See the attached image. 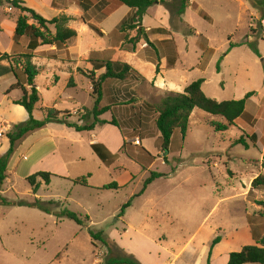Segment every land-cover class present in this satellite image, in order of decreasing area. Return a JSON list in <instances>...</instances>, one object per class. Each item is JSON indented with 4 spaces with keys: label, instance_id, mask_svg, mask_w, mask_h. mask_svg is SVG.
Returning <instances> with one entry per match:
<instances>
[{
    "label": "rangeland",
    "instance_id": "rangeland-1",
    "mask_svg": "<svg viewBox=\"0 0 264 264\" xmlns=\"http://www.w3.org/2000/svg\"><path fill=\"white\" fill-rule=\"evenodd\" d=\"M193 2L195 6L188 9L187 4L185 11L179 13L181 0H161L164 7L151 6L144 16L145 26L169 28L173 33L180 60L176 68L166 71L165 75L180 85L206 78L203 91L218 101L241 99L254 91L246 108L252 119L248 120L246 127L232 125L220 132L215 130L213 123L224 122V119L197 108L189 121L186 135L183 136L177 129L168 149L164 150L161 135L157 134L156 116L151 114L148 123L141 117L147 114V106L159 104L168 93L154 90L150 77L157 73L155 68L139 64L142 76L150 80L134 75L125 80L127 87H122L123 81L120 80L106 81L99 107L107 105L108 96L115 94V102H111L114 112L107 113L106 117L114 115L129 140L128 148L137 146L135 149H139L142 143L133 142L140 136L146 138L145 145L157 156L156 161L149 170H144L121 151L115 158L116 165L108 166L92 149L88 130L77 131L63 123L52 122L49 127H46L47 124L27 135L16 146L9 160L8 178L0 190L8 201L15 203H0V264H104L108 257L133 255L128 249L137 253L150 251L153 261L159 264H168L173 259H176L175 264H194L199 258L200 264H207L212 242L218 236L221 241L213 248L212 260L214 264H228L231 252L245 245H256L264 236V209L255 203V200H264V189L247 196L250 179L264 173V163L262 167L259 163L264 152L248 136L249 130L255 129L258 124V118L252 111L262 107L263 120L258 128H264V58L246 43L259 42L264 52V39L251 41L245 38L247 33L253 35L252 29L264 33L258 22L264 9L260 13L249 0ZM5 4L7 7L3 12ZM3 5H0L3 15L10 16L16 12L19 16V10L7 4V0H3ZM123 6L124 9L103 20L102 27L107 32H114L117 20L129 9ZM165 7L171 11L172 18L162 14ZM3 15L0 13V21L6 19ZM251 23L253 27H250ZM50 28L54 32L52 25ZM86 28L78 45L67 44L69 54L60 53L67 62L64 66L62 61L57 62L60 65L53 63L47 67L45 60L35 61L39 66V63L42 64L36 78L41 101L34 111L35 118L43 119L44 109L55 107L63 112L77 109L75 114L67 117L70 122L80 125L94 122V116L90 114L95 107V98L89 89L92 84L83 73L90 72L87 69L89 59L88 55L77 53L86 51L90 46L98 49L101 43H116L114 38L119 33L102 37L88 26ZM10 30L6 27L0 31L1 51H11ZM122 32H127L122 48L137 50L151 47L142 35L139 36L142 40L136 42L137 30ZM229 37L237 42L245 40L242 44L236 43L237 46H245L237 49L224 63L223 71L219 72L217 62L219 56L223 59L225 50L230 48ZM257 47L259 51L258 44ZM210 48L220 50L215 52V60L212 58L209 62L212 55ZM114 54L109 50L100 56L108 59ZM125 57L128 54L119 53L117 59L125 61ZM24 62L25 58L17 52H12L10 60L0 61V130L5 131L6 125L28 119L23 120L24 114L15 112L4 95L18 78L22 82L25 80L21 70ZM103 70H98L97 76ZM71 78L76 83L72 87L69 86ZM134 80V84L137 83L135 87ZM111 84L114 86L111 87ZM104 128L110 131L112 126ZM108 131L105 134L111 136ZM241 136L249 147L235 143ZM0 145L3 146L0 153L6 149L5 154L10 148L7 149L6 137ZM53 149H56L53 154L45 155ZM116 166L126 172L119 174ZM38 171L56 175L51 177L49 184L38 178L41 185L34 193L27 178ZM151 172L163 176L148 185L141 197H133L143 189L144 181ZM127 174L135 177L130 185L119 189H100L117 178L125 180ZM88 175V186L74 182L76 178ZM37 199L60 204L51 207L52 213L20 204ZM129 200L131 205L120 216L123 205ZM65 209L89 219L85 225H80L72 219L59 217L58 213ZM90 231L102 232L104 241L94 239ZM188 241L187 248L180 252ZM154 242L158 246L162 244V249Z\"/></svg>",
    "mask_w": 264,
    "mask_h": 264
},
{
    "label": "trees",
    "instance_id": "trees-1",
    "mask_svg": "<svg viewBox=\"0 0 264 264\" xmlns=\"http://www.w3.org/2000/svg\"><path fill=\"white\" fill-rule=\"evenodd\" d=\"M161 0H106V7L102 10L103 15L107 16L117 10L119 7L125 5L129 8L135 9L136 13L134 18L129 22H124L120 29L122 31L127 30H137V35H142L148 44H152L148 39V35L142 27V20L147 13V10L158 3ZM182 6L179 10V13H183L187 7L189 0H181ZM251 5L261 13V9H264V0H249ZM22 0H7V3H10L14 8L19 10L20 14L17 18L14 42L18 44L22 37L29 38L28 48L30 52L22 54L25 58V62L22 66V72L25 75V80L22 82L18 78V81L10 86L7 90V94L15 89H20L22 91V97L13 101L14 104L23 106L29 113V118L21 123L14 124L12 129L8 132L7 136L10 141V148L8 151L0 155V190L4 185L5 181L8 178V164L11 156L13 155L16 146L24 139L27 135L32 132L45 127L47 124L52 122L63 123L68 127L75 128L77 131L83 130H93L95 126L100 123H108L121 128L118 122L113 118L110 121L101 120L100 116L104 113L110 111L112 106L109 104L107 106L99 107V104L104 96V83L108 80H120L125 81L131 78L134 75H137V70L129 63L122 62L119 59L109 58L101 59L96 54L91 55L89 62L93 65V69L90 72H83L87 76L92 84V95L95 98V107L90 111V114L94 116L93 123H87L80 125L78 123L70 122L67 117L72 116L70 111L63 112L56 109L55 107L43 108L45 110V116L43 119H37L34 117V111L41 101L40 91L36 85V78L39 75V68L33 62V51L38 47L43 45L56 46L58 49H63L67 47L68 42L75 38L78 34L75 29H72L68 26L69 21L72 19L67 15H60L54 17L51 20L46 19L44 16L36 12L34 9L22 5ZM3 4V0H0V5ZM264 18V13H261V19ZM84 22H87V18L83 16ZM54 27V32L51 30L50 26ZM91 29H93L100 36L103 35L101 30L93 24H90ZM254 32V29H252ZM168 30L165 28L159 27L151 29L150 33H167ZM136 40V39H135ZM248 45L257 53L258 47L256 42L246 41ZM237 46L235 43L230 44V48ZM229 48V50H230ZM12 54L7 52L0 53V61L10 60ZM177 57L168 58V65L173 66L176 62ZM222 57L217 62V70L220 71V64ZM105 68V72L96 75V71ZM15 70H13L14 72ZM69 86H75L73 79H70ZM203 78H199L190 84H188L183 92H168L166 96L161 100L159 104H151L147 106L144 116H141L145 119L146 123L151 121V114H157L156 126L160 132L161 138L163 140V149L167 150L174 132L177 129H180L183 136L186 135L189 121L191 115L195 108L201 109L209 114L217 115L223 117L227 122L213 123V127L216 131H226L232 125H241L246 127L248 120L252 119V116L246 112V102L247 99L254 95V91L248 92L243 98L235 100H224L218 101L209 97L203 91ZM248 136L255 143V146L263 150L264 139L260 143L256 141V138L259 136L257 132H254V129L249 130ZM235 143H243L246 147H249V144L245 141L244 136H241L235 141ZM131 145V144H130ZM92 149L99 156V158L110 164L113 161V154L102 144V143H93ZM128 148L127 141L125 140L122 151L132 159H134L144 170H148L149 167L156 160V156L152 155L146 148L140 146L139 149L137 146ZM56 174H53L48 171H38L30 175L27 180L32 186L34 193L40 188L41 183L38 182V178L43 179L46 184H49L51 177ZM163 174L158 172H151L150 176L144 181L143 189L136 194L141 195L148 185H150L157 178L162 177ZM88 176L79 177L74 180L76 184L83 186H88ZM119 185L116 181H113L107 185H104L100 189H119ZM254 189H264V173H260L255 177L251 182V192ZM249 193V194H250ZM0 203L3 204H15L14 202L8 201L0 191ZM255 203L264 209V200H255ZM20 204L28 205L31 207L38 208L46 213H52V206H59L60 202L49 201L44 202L41 200H36L32 203L20 202ZM131 205V200L126 202L123 207L120 216L123 214L124 209ZM59 217H66L74 220L80 225H85L88 216L83 218L82 214H78L71 210L65 209L61 210L58 213ZM91 236L94 239L104 241L102 237V232L94 233L90 231ZM221 241L220 236L216 237L211 245L207 264H211L212 250L214 246ZM261 245H245L240 250L231 252L229 254L228 264H247V263H258L264 264V236L261 237L259 242ZM104 264H142L137 258L133 255H122L119 257H108L106 258Z\"/></svg>",
    "mask_w": 264,
    "mask_h": 264
},
{
    "label": "crops",
    "instance_id": "crops-1",
    "mask_svg": "<svg viewBox=\"0 0 264 264\" xmlns=\"http://www.w3.org/2000/svg\"><path fill=\"white\" fill-rule=\"evenodd\" d=\"M22 1H23L22 2L23 6H26V7H29L31 9H34L36 12H38L39 14H41L42 16H44L48 20H51L54 17L60 16V15H64V14L69 16V17H71L72 19L69 21L68 26L70 28H72V29H75L77 31L78 35L68 42L69 46L72 43H73V46L79 44V41L81 39V34L85 31V29H87L86 27L88 26L91 29L90 24L95 25L96 27H98L101 30V32L103 33L102 37H109V36L113 35V33H119V36L114 38V40L117 39L116 43H109V44L101 43V44H99V45H101V47H99L98 49H93L94 47L92 48V46H90L89 49H87L86 51H83V52H78L77 55H88V59H89L91 57V55H93V54L95 55L96 54L97 56H95V57L99 56V58H101V59H107V58L101 57L100 55L104 56V54H106V52L109 51V50L115 52L114 56L111 57V58H115V57L118 58V54L119 53L120 54H126V55L128 54V57H125V59H124L125 61H122V62H127V63L131 64L137 70V75L141 76L145 81H148V80L151 79L152 83L154 82V84H153L154 90H156V91L165 90L167 92H183L185 87L187 86V85H180L179 82H176L175 80H172V79H170L169 77H167L165 75L166 71L174 70L176 68V66H177L178 60H180V54L177 52L178 50L175 49V43H174L175 39L172 37L173 33L170 32L169 28H167L169 30L167 33H163V34H161V33H159V34L158 33H156V34L150 33L151 29H155V28H159V27L145 26L144 25V20L145 19L143 18L142 27L144 28L145 32L147 33L148 39L150 40V42H152L151 47L141 48V49H137V50H136V48H131V49L122 48L123 44L125 42V36H126L127 32H122L120 27H121V25L124 22H129V21H131L134 18L135 13H136L135 9L129 8L128 10H125L126 12H124L123 16L117 20V24H116V26L114 28V32L109 33L102 27L103 20H105L106 18L112 16L114 13L118 12L119 10L124 9L123 8L124 6L119 7L117 10H115L110 15L105 16V15H103L102 10L106 7V5H105V1L106 0H22ZM161 4L162 3H159V4L155 5V6L164 7L163 4L162 5ZM188 4H189L188 9H190L191 6H195L196 3L193 2V0H189ZM3 7H4V5H3ZM6 7L7 6L5 4V7L3 8V12L5 11ZM165 9L166 10H164V12L162 14H164L165 16L166 15H169V16L171 15V18H172L171 11H169V9H167L166 7H165ZM3 12L2 11L0 12L1 15H3ZM148 12H149V10H147L146 15L148 14ZM157 13L159 14L160 11H158ZM11 14L12 15H10V16L3 15L4 16L3 18L6 17V19H2L0 21L1 28H2L0 31L4 30L6 27L11 29L10 33H9V36H10V45H9V47L11 48V51L7 52V53L12 54V52H17L19 54H24V53L30 52V50L28 48L29 38L22 37L20 42L18 44H15V42H14V34H15V28H16V22H17L18 15H17L16 12L15 13H11ZM162 14H161V16H163ZM83 16H85L87 18V22H84V20L82 19ZM79 19H81V21H78ZM7 20H10V22L7 21ZM91 30H93V29H91ZM245 38H247V40H251V41L257 40V39H264V33L261 34L259 31H254L253 35H250V34L247 33ZM75 40H76V42H74ZM141 40L142 39H140L139 36L137 35L136 36V42H140ZM228 40H229V44L228 45H230V43H235V44L236 43H240V44H242L241 42L245 41V40H242V41H238L237 42L234 39H231L230 37L228 38ZM172 42L174 44H172ZM0 44H1V41H0ZM69 46H67V47H65L63 49H58L55 45L54 46H50V45L40 46L35 51H33V55H34L33 62L35 63V61L37 62V60H39V59L41 61L45 60L46 62H48L46 64V67H47V65L48 66L49 65H53V63L57 64V65H60V63L58 64L57 62L58 61H62V66H64L65 63H67V62H66L65 58L62 57V55H60V53L65 52V53L69 54ZM244 46L245 45H239V46L233 47L230 50H225L226 52L222 51V52H225V53L223 55V59H222V62H221V69H220L219 72L223 71L224 63L231 57V55L237 49H240L241 47H244ZM258 46H259L260 54L264 58V52L261 51L259 42H258ZM152 48H153V50H152ZM228 48H229V46H228ZM210 49L212 50V53H211L212 55L208 59L209 62L211 61L212 58H213V61L215 60L214 58H216L215 57L216 55H214V54H215L216 51L219 52V50H220V49L216 50L214 48H210ZM0 53H5V52L0 50ZM174 56H177L176 62L174 63L173 66H169L168 65V58H173ZM219 57H221V56H219ZM72 60H73V58H72ZM39 64H40V66L38 64H36V65L38 66L39 73H40L41 69H42V64L41 63H39ZM139 64L140 65L141 64L150 65L153 68H155L157 73L155 74V76H152V77H150V79H147L146 77L142 76ZM208 64L205 65V68H206V66H208ZM200 65L204 66V63H201ZM77 67H79V66H77ZM87 69L90 70V71L93 69V65L90 62L88 64V66H87ZM102 69H104V70L100 74L105 72V68H102ZM102 69H100V70H102ZM84 72H87V71H84ZM203 79L205 80L204 83H203V86H204L207 81H206V78H203ZM134 82H136V81L135 80L133 81V86L135 87L137 83L134 84ZM36 85H37V87L39 89V86H38L37 83H36ZM75 85H76V83H75ZM113 86L114 85L111 84V87H113ZM122 87H127V83L125 81H123V86ZM133 88H129L130 91H132ZM89 89L91 91H93L92 90V85L90 86ZM6 92H7V90L4 92V95L8 97L7 101L12 106V109L15 112L23 113L24 114L23 120L25 118H29V113L27 112V110L23 106L13 103L14 100L19 99V98L22 97V91L20 89H15V90L11 91L9 94H7ZM14 92H17V93H16L15 96L12 97V94ZM60 98H62V97H60ZM69 99H70V97H69ZM115 99H116L115 94H110L108 96V104L107 105L110 104L112 106V109L110 111L104 113L103 115H101L100 116L101 120L110 121V120H112L114 118L113 114H111V117H106V114L109 113V112L110 113L114 112V105H112L111 102H115ZM249 100L250 99H248L247 102H246V108H247V105L249 103L248 102ZM145 101H147V99H145ZM145 101L143 100L142 102H145ZM142 102L140 101V103H142ZM107 105H105V106H107ZM196 109L197 108L194 109L190 119H192ZM262 110H263V107L260 108L259 110L257 109L256 112L252 111V114L255 117L258 118L257 127L254 129V132H257L259 134V136L256 138V141L258 143H260L261 140L264 139V128L263 129L258 128V126L260 125L261 121L263 120ZM70 112L72 114H75L77 112V109H75L73 111H70ZM155 116L157 118V114H155ZM225 122H227V121L224 119V123ZM13 124H16V123L8 124V125H6L4 127L7 130H5L4 136L0 138V141L3 138H5V137L8 140L7 149L10 146L9 138L7 137V133L12 129ZM51 124H53V123L48 124L46 127H49ZM56 124H61V123H56ZM105 126H112V128L110 129V131H108L107 128H104ZM106 130L108 132H111V136L108 135V133L105 134ZM88 133L90 134L89 143L91 145L93 143H103L104 145H106V147L109 149V151L113 154V161L110 164H108V166L116 165V161H117L115 159L116 156L122 151V146H123L125 140L129 141L127 136L124 134L123 130L121 128L119 129L118 126L115 127V125H112V124H108V123L100 124V123H98L95 126V128L93 130L88 131ZM157 134L159 135L160 132L158 131ZM138 138L141 140V143H142L140 146H143L152 155H154L150 151V149L145 145L146 138H142L141 136L138 137ZM133 144H134V142H133ZM2 148H3V146L0 145V150ZM5 150L2 151L0 153V155L4 154ZM55 150L56 149H53L52 151H49L50 153L47 152L45 155L53 154ZM262 152H264V147H263ZM156 159H157V156H156ZM259 163H260V165L262 167V163H264V157H263V160H261V162H259ZM105 164L107 165V163H105ZM152 165L149 167V169L152 167ZM115 169H117V172L119 174L121 172H126L125 169L120 167V166H116ZM67 174H68V172H67ZM259 174L260 173L256 174L255 176H253L250 179L249 184H248L249 185L248 189L249 188L250 189H249V192H248L247 196L251 192V182H252V180L255 177H257ZM134 180H135V177L132 174H127L125 180L119 181L118 178H117L115 181L118 183L119 187L122 188V187L130 185ZM257 190L258 189H254V190H252V192L257 194L258 193ZM144 192L141 195L137 196L136 194H138L139 193L138 192L133 197L139 198V197H141L144 194ZM189 242L190 241L187 242V244L180 250V252H182L185 248H187V245H189ZM154 243L157 245V247H160V249H162L161 248L162 244H160L158 246L157 242H154ZM258 245L260 246L261 244L258 243ZM128 252L133 254V256L135 258H137L142 264H159V263L153 261L154 259H153V256L151 255L150 251H146L145 252L144 250H142L140 253H137V251H135L134 249H132V250L128 249ZM178 255L179 254H177V256ZM200 261H201V258L196 260L194 262V264H200ZM175 263H176V259H173L168 264H175ZM211 264H214V261L212 260V258H211ZM253 264H258V263H253Z\"/></svg>",
    "mask_w": 264,
    "mask_h": 264
},
{
    "label": "built area",
    "instance_id": "built-area-1",
    "mask_svg": "<svg viewBox=\"0 0 264 264\" xmlns=\"http://www.w3.org/2000/svg\"><path fill=\"white\" fill-rule=\"evenodd\" d=\"M258 22H259V24L261 25V28H262V30H263V32H264V19H260ZM253 25H254V24L251 23V24H250V27H253ZM4 132H5V131H4L3 129L0 130V138L4 136ZM134 143H138V144H140L141 141H140L139 138H137V140H136Z\"/></svg>",
    "mask_w": 264,
    "mask_h": 264
}]
</instances>
